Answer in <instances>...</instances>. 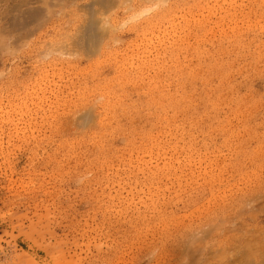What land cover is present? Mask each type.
I'll use <instances>...</instances> for the list:
<instances>
[{
    "label": "rangeland",
    "instance_id": "obj_1",
    "mask_svg": "<svg viewBox=\"0 0 264 264\" xmlns=\"http://www.w3.org/2000/svg\"><path fill=\"white\" fill-rule=\"evenodd\" d=\"M0 264H264V0H0Z\"/></svg>",
    "mask_w": 264,
    "mask_h": 264
},
{
    "label": "bare ground",
    "instance_id": "obj_2",
    "mask_svg": "<svg viewBox=\"0 0 264 264\" xmlns=\"http://www.w3.org/2000/svg\"><path fill=\"white\" fill-rule=\"evenodd\" d=\"M92 24L93 25L96 24L95 20L92 21ZM87 32H88L87 42L89 45L88 49L93 53L96 51V47H97L96 44L99 40L98 30L96 28H91V29H88Z\"/></svg>",
    "mask_w": 264,
    "mask_h": 264
}]
</instances>
